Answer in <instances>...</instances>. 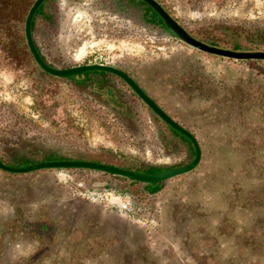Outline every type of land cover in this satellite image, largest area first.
<instances>
[{"label":"rangeland","instance_id":"1","mask_svg":"<svg viewBox=\"0 0 264 264\" xmlns=\"http://www.w3.org/2000/svg\"><path fill=\"white\" fill-rule=\"evenodd\" d=\"M2 1V163L57 156L139 173L193 160L192 145L118 77L43 72L24 35L35 0ZM155 1L198 41L264 52V0ZM32 30L52 68L128 73L196 137L201 161L156 186L89 170L0 171V264H264L253 251L264 238V61L198 52L141 0H45ZM108 194L129 199L130 214Z\"/></svg>","mask_w":264,"mask_h":264},{"label":"water","instance_id":"2","mask_svg":"<svg viewBox=\"0 0 264 264\" xmlns=\"http://www.w3.org/2000/svg\"><path fill=\"white\" fill-rule=\"evenodd\" d=\"M45 0H35L31 6L24 25V35L26 45L32 58L40 69L46 74L56 77V78H66L71 76H76L79 74L89 73V72H103L114 75L121 79L129 89L172 131L179 134L181 137L186 139L193 147L194 158L186 165L165 170L163 172H157L155 174L147 173H136L131 170L122 169L116 166L94 163L88 161H75V160H59V161H46L38 163H29L20 168H14L5 165L0 161V171L6 172L11 175H24L29 173H34L42 170H89L94 172H100L116 178H125L142 185H159L168 180L177 178L182 175H186L194 171L200 161H201V149L196 137L186 128L177 123L173 118H171L165 111H163L145 92V90L125 71L116 68L114 66L106 64H87L80 66H73L66 69H56L48 66L41 58L39 51L35 45L32 36V24L34 16L39 9V7L44 3ZM147 6H149L152 11L157 15V17L163 22L164 27L173 34L174 37L178 38L181 42L186 44L188 47L202 52L208 55L233 59V60H263L264 52H238L230 51L225 49L216 48L207 45L201 41H198L192 37L182 26L175 21L159 3L155 0H141Z\"/></svg>","mask_w":264,"mask_h":264},{"label":"trees","instance_id":"3","mask_svg":"<svg viewBox=\"0 0 264 264\" xmlns=\"http://www.w3.org/2000/svg\"><path fill=\"white\" fill-rule=\"evenodd\" d=\"M10 1L11 0H4V1H2V2H9L10 3ZM191 35V34H190ZM32 36H33V40H34V42H35V39H34V34H33V30H32ZM192 36V35H191ZM193 37V36H192ZM195 38V37H194ZM196 39V38H195ZM35 45H36V43H35ZM36 47H37V45H36ZM28 48V47H27ZM38 49V48H37ZM31 54V53H30ZM40 54V53H39ZM32 56V55H31ZM41 56V55H40ZM41 58H42V56H41ZM43 59V58H42ZM44 61V60H43ZM45 62V61H44ZM46 63V62H45ZM47 64V63H46ZM48 66H50L49 64H47ZM89 73H100V74H104V75H111V74H108V73H103V72H89ZM85 74V73H84ZM84 74H81V76H79V75H76V76H71V77H66V78H61V79H72V81L73 82H75V83H81V82H83L84 81V78H85V76H84ZM179 135V134H178ZM186 140V139H185ZM49 158H51L49 161H53L54 159H58V160H56V161H59V160H71V159H69V158H58L57 156H51V157H49ZM139 170V169H138ZM165 170H168V169H160V170H158V169H155V168H150V169H148V170H141L139 173H147V174H155V173H157V172H163V171H165ZM123 179H125V178H123ZM126 180H128V179H126ZM131 184H139V183H137V182H134V181H131V180H128ZM150 186H154V185H150ZM243 236L244 235H241V236H237L236 237V240H237V242L240 244V249H244V248H246L247 246H246V243H242V241H241V238H243ZM245 237V236H244ZM254 245H255V247L253 248V251L255 252V251H259L260 252V255H263L264 254V238H262L260 241H256V242H254L253 243ZM258 263V260L254 263V264H257Z\"/></svg>","mask_w":264,"mask_h":264},{"label":"built area","instance_id":"4","mask_svg":"<svg viewBox=\"0 0 264 264\" xmlns=\"http://www.w3.org/2000/svg\"><path fill=\"white\" fill-rule=\"evenodd\" d=\"M109 196H110V201H112V204H116L115 202L118 201L119 205H117V206L120 208V210L128 212V214H130V212H131L130 204L131 203H130L129 199H127V198L121 199L119 196L118 197H113L112 195H109ZM86 198H88V199L95 198L94 200H98L99 198H102V197H100V195L97 193H92V194L87 195Z\"/></svg>","mask_w":264,"mask_h":264},{"label":"crops","instance_id":"5","mask_svg":"<svg viewBox=\"0 0 264 264\" xmlns=\"http://www.w3.org/2000/svg\"><path fill=\"white\" fill-rule=\"evenodd\" d=\"M60 175H61V174H60ZM62 176H63V175H61L60 177H58V179H59V178H62Z\"/></svg>","mask_w":264,"mask_h":264},{"label":"flooded vegetation","instance_id":"6","mask_svg":"<svg viewBox=\"0 0 264 264\" xmlns=\"http://www.w3.org/2000/svg\"><path fill=\"white\" fill-rule=\"evenodd\" d=\"M40 7H41V6H40ZM40 7H39V8H40ZM38 10H39V9H38ZM38 10H37V11H38Z\"/></svg>","mask_w":264,"mask_h":264}]
</instances>
